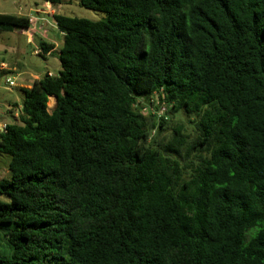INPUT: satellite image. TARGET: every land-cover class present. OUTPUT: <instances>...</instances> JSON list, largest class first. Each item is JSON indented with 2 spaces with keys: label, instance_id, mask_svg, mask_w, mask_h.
Masks as SVG:
<instances>
[{
  "label": "trees",
  "instance_id": "trees-1",
  "mask_svg": "<svg viewBox=\"0 0 264 264\" xmlns=\"http://www.w3.org/2000/svg\"><path fill=\"white\" fill-rule=\"evenodd\" d=\"M77 3L0 132V264H264V0Z\"/></svg>",
  "mask_w": 264,
  "mask_h": 264
},
{
  "label": "rangeland",
  "instance_id": "rangeland-1",
  "mask_svg": "<svg viewBox=\"0 0 264 264\" xmlns=\"http://www.w3.org/2000/svg\"><path fill=\"white\" fill-rule=\"evenodd\" d=\"M35 2L46 8L39 12L42 19L36 21L34 16H31V25L27 29L0 31V63L5 62L8 67L7 71L0 69V123H11L13 120L10 114L5 113V110L15 101L20 102L19 84L32 81V74L42 76L50 71L55 75L60 69L57 52L62 44V36L56 28L51 14L57 13L89 20H99L104 17L101 12L78 5L77 0H61L60 4H50L45 0H0V13L16 14L19 6H22L23 10L20 12L36 15L35 12H27L30 5L32 7ZM47 12L48 14H46ZM40 41L54 43V54L45 58L38 55L36 51ZM7 79L12 80L15 85H8ZM54 103V97H49L47 103L49 110L54 106ZM188 130L190 131L189 124ZM9 160L8 155L0 153V178H10L7 167Z\"/></svg>",
  "mask_w": 264,
  "mask_h": 264
},
{
  "label": "crops",
  "instance_id": "crops-1",
  "mask_svg": "<svg viewBox=\"0 0 264 264\" xmlns=\"http://www.w3.org/2000/svg\"><path fill=\"white\" fill-rule=\"evenodd\" d=\"M39 3L38 2H35L34 3V5L31 7V5H30V7H29V11H27V12H35L36 13V15L35 14H33V13H31V14H29V13H22V12H20V10H23V7L22 6H19V8H18V11H17V13H16V15H23V16H27V17H29L30 18V20H31V16H34V20H36V21H38V20H40V19H42L43 17H42V15H39V12L40 11H42V10H45L46 8L45 7H41L40 5H38ZM46 14H48V12L46 13ZM50 14V13H49ZM52 15V14H51ZM31 22V21H30ZM30 25H31V23H30ZM21 31V30H20ZM7 65H6V63L5 62H1L0 63V69H2L3 71L4 70H6L7 71ZM9 71V70H8ZM10 72V71H9ZM48 73H50V74H52L50 71H47ZM19 75V74H18ZM32 76H33V78H32V81H26L25 83H21V84H19V88H21V87H23V88H29L30 86H31V84H32V82L34 81V80H36V79H39L41 76H38V75H36V74H32ZM27 80V79H26ZM20 104H21V96H20V102L19 103H17L16 101L14 102V103H12L11 105H8L6 108V110H5V113L6 114H10L11 116H12V118H13V120H12V122L15 120V118L17 117V115H18V113H19V108H20ZM11 122V123H12ZM0 124H8V123H0Z\"/></svg>",
  "mask_w": 264,
  "mask_h": 264
},
{
  "label": "built area",
  "instance_id": "built-area-1",
  "mask_svg": "<svg viewBox=\"0 0 264 264\" xmlns=\"http://www.w3.org/2000/svg\"><path fill=\"white\" fill-rule=\"evenodd\" d=\"M48 74L50 75V73H48ZM6 82H7V84L10 85V86L15 85V83H14L12 80H10V79H7ZM164 110H165V108H164L163 106L159 107V109H158V111H157V114H158V115L163 114V113H164ZM5 128H6V124H0V132H1V131H4Z\"/></svg>",
  "mask_w": 264,
  "mask_h": 264
},
{
  "label": "water",
  "instance_id": "water-1",
  "mask_svg": "<svg viewBox=\"0 0 264 264\" xmlns=\"http://www.w3.org/2000/svg\"><path fill=\"white\" fill-rule=\"evenodd\" d=\"M54 97V100L56 99V97L55 96H53Z\"/></svg>",
  "mask_w": 264,
  "mask_h": 264
}]
</instances>
